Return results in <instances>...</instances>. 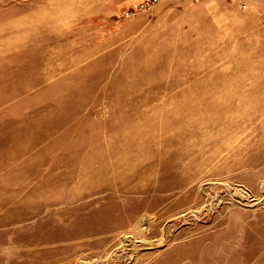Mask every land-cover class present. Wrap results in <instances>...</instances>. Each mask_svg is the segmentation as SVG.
<instances>
[{"label": "rangeland", "instance_id": "374dc122", "mask_svg": "<svg viewBox=\"0 0 264 264\" xmlns=\"http://www.w3.org/2000/svg\"><path fill=\"white\" fill-rule=\"evenodd\" d=\"M0 264H264V0H0Z\"/></svg>", "mask_w": 264, "mask_h": 264}, {"label": "built area", "instance_id": "2783aa9c", "mask_svg": "<svg viewBox=\"0 0 264 264\" xmlns=\"http://www.w3.org/2000/svg\"><path fill=\"white\" fill-rule=\"evenodd\" d=\"M151 1H156V0H151ZM233 1H237L238 3L243 2V4H244V2L247 0H233Z\"/></svg>", "mask_w": 264, "mask_h": 264}]
</instances>
